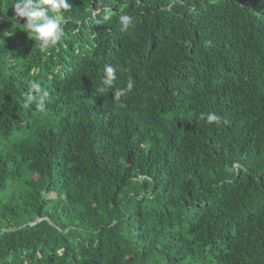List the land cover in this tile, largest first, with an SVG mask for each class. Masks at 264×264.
Instances as JSON below:
<instances>
[{
    "label": "trees",
    "instance_id": "trees-1",
    "mask_svg": "<svg viewBox=\"0 0 264 264\" xmlns=\"http://www.w3.org/2000/svg\"><path fill=\"white\" fill-rule=\"evenodd\" d=\"M69 2L42 49L0 0V264H264V0Z\"/></svg>",
    "mask_w": 264,
    "mask_h": 264
},
{
    "label": "clouds",
    "instance_id": "clouds-1",
    "mask_svg": "<svg viewBox=\"0 0 264 264\" xmlns=\"http://www.w3.org/2000/svg\"><path fill=\"white\" fill-rule=\"evenodd\" d=\"M15 10V17L13 22L18 19H26V22L21 25L36 42H39L42 49L55 46L64 34V13L68 11L72 5L69 0H14L12 4ZM104 19L111 18L110 9L105 6L102 9ZM99 10L93 12V16L98 15ZM120 24V31L127 32L129 27L133 24L134 18L127 14L121 13L118 17ZM117 69L112 65H107L104 69V76L102 77V85L113 86L116 80ZM134 88V79L129 76L125 87H115L114 100L121 101L120 106L125 105L122 98L132 92ZM33 93L29 94L24 101V107H31L35 105V110L39 112H46V104L49 98V92L44 90L39 83H33ZM200 120H204L211 125L220 120V117L214 112H202L199 116Z\"/></svg>",
    "mask_w": 264,
    "mask_h": 264
},
{
    "label": "bare ground",
    "instance_id": "bare-ground-1",
    "mask_svg": "<svg viewBox=\"0 0 264 264\" xmlns=\"http://www.w3.org/2000/svg\"><path fill=\"white\" fill-rule=\"evenodd\" d=\"M71 126V125H70ZM163 168V167H162ZM96 177V176H95ZM179 193V192H178ZM77 197V196H76ZM86 208V207H85ZM97 209V208H96ZM93 218V217H92ZM99 221V220H98ZM118 228V227H117ZM116 233V232H115ZM109 238V237H108ZM17 245V244H16ZM128 246V245H127ZM215 246V245H214ZM85 249V248H84ZM82 251V250H81ZM122 251V250H121ZM127 251V250H126Z\"/></svg>",
    "mask_w": 264,
    "mask_h": 264
}]
</instances>
